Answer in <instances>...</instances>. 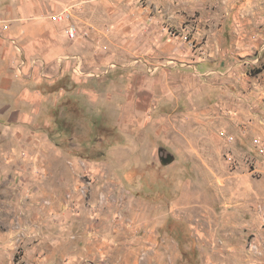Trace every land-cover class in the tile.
I'll return each instance as SVG.
<instances>
[{
  "label": "rangeland",
  "instance_id": "374dc122",
  "mask_svg": "<svg viewBox=\"0 0 264 264\" xmlns=\"http://www.w3.org/2000/svg\"><path fill=\"white\" fill-rule=\"evenodd\" d=\"M0 264H264V0H0Z\"/></svg>",
  "mask_w": 264,
  "mask_h": 264
},
{
  "label": "water",
  "instance_id": "95a60500",
  "mask_svg": "<svg viewBox=\"0 0 264 264\" xmlns=\"http://www.w3.org/2000/svg\"><path fill=\"white\" fill-rule=\"evenodd\" d=\"M159 160L162 165H169L175 160V155L166 148L160 147L159 150Z\"/></svg>",
  "mask_w": 264,
  "mask_h": 264
},
{
  "label": "built area",
  "instance_id": "2783aa9c",
  "mask_svg": "<svg viewBox=\"0 0 264 264\" xmlns=\"http://www.w3.org/2000/svg\"><path fill=\"white\" fill-rule=\"evenodd\" d=\"M61 19L62 17L58 16V20H61ZM66 34L70 39H75L78 35V29L76 25H74L73 23L66 25Z\"/></svg>",
  "mask_w": 264,
  "mask_h": 264
}]
</instances>
